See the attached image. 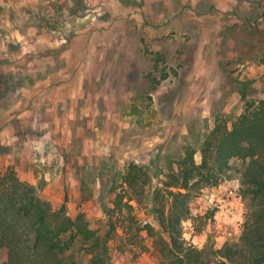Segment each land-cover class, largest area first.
<instances>
[{
    "label": "rangeland",
    "instance_id": "1",
    "mask_svg": "<svg viewBox=\"0 0 264 264\" xmlns=\"http://www.w3.org/2000/svg\"><path fill=\"white\" fill-rule=\"evenodd\" d=\"M57 1L54 11L51 0H0V171L13 167L54 208L66 202L105 234L104 204L114 184L124 192L131 161L179 159L216 118H236L242 80L252 82L251 99L264 98V0ZM158 182L133 201L140 224L159 227ZM190 207L187 242L238 240L239 174L203 188ZM123 218L113 216L108 264H159L146 231L129 243ZM74 253L89 263L79 245Z\"/></svg>",
    "mask_w": 264,
    "mask_h": 264
},
{
    "label": "trees",
    "instance_id": "2",
    "mask_svg": "<svg viewBox=\"0 0 264 264\" xmlns=\"http://www.w3.org/2000/svg\"><path fill=\"white\" fill-rule=\"evenodd\" d=\"M78 2L83 4V0ZM57 5V0H51L52 10ZM210 5L208 10H212ZM239 83L245 108L236 118H216L207 134H198L193 144L184 145L179 159L163 154L159 167L135 161L128 164L121 178L124 192H117L119 186L112 184L109 192L115 193L114 199L104 204L110 226L105 234L90 227L85 212L70 215L66 202L54 208L13 167L0 171V264H80L74 253L77 245L90 256L88 264H108L116 212L123 213L130 244L146 231L159 264H264V98H250L254 92L251 80ZM233 159H239L240 165L233 166ZM233 171L239 174L244 203L239 239L220 246L187 242L183 222L191 216V198L205 187L230 179ZM157 177L151 200L159 227L151 222L140 224L133 214V201L141 203Z\"/></svg>",
    "mask_w": 264,
    "mask_h": 264
}]
</instances>
